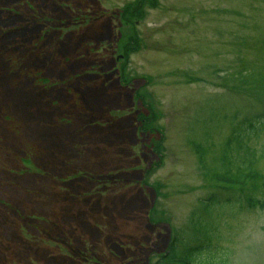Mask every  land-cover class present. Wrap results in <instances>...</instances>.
Masks as SVG:
<instances>
[{"label": "rangeland", "instance_id": "obj_1", "mask_svg": "<svg viewBox=\"0 0 264 264\" xmlns=\"http://www.w3.org/2000/svg\"><path fill=\"white\" fill-rule=\"evenodd\" d=\"M179 239L264 264V0H0V264Z\"/></svg>", "mask_w": 264, "mask_h": 264}, {"label": "trees", "instance_id": "obj_2", "mask_svg": "<svg viewBox=\"0 0 264 264\" xmlns=\"http://www.w3.org/2000/svg\"><path fill=\"white\" fill-rule=\"evenodd\" d=\"M148 3H151V4H154L155 3V1L156 0H146ZM160 141L161 142H163V143H165V136L163 135L161 138H160ZM164 146V145H163ZM163 146H161L160 147V151L162 150L164 153H165V146L163 147ZM161 160H163L162 158H161ZM253 189V188H252ZM210 201H213V198H211L210 199ZM179 241L180 240H178V243H177V248H175L174 246L173 247H171L170 249H169V257H168V259H167V263L168 264H172V260L173 259H175V258H177V259H179L180 258V260H190V257L189 256H186V254L187 255H192V254H195L196 252H198L199 250H197V249H194V248H192V249H187V248H183L184 249V251L186 250V252H180V249H179ZM210 248L207 246V252H210V250H209ZM215 254H211V256L209 257L210 259H211V262H209L208 264H214V262H213V259H214V256ZM165 260H166V258H165ZM205 263H207V260L205 261ZM158 264H165V263H158Z\"/></svg>", "mask_w": 264, "mask_h": 264}]
</instances>
